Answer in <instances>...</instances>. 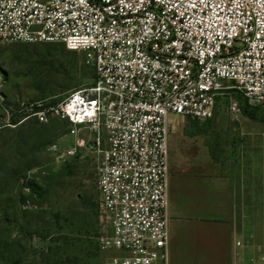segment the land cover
<instances>
[{
    "label": "built area",
    "instance_id": "1",
    "mask_svg": "<svg viewBox=\"0 0 264 264\" xmlns=\"http://www.w3.org/2000/svg\"><path fill=\"white\" fill-rule=\"evenodd\" d=\"M0 43L84 54L90 83L8 111L87 128L97 145L103 133L98 243L118 253L103 264H168V118L209 120L221 97L234 117L235 95L264 104V0H0Z\"/></svg>",
    "mask_w": 264,
    "mask_h": 264
},
{
    "label": "rangeland",
    "instance_id": "2",
    "mask_svg": "<svg viewBox=\"0 0 264 264\" xmlns=\"http://www.w3.org/2000/svg\"><path fill=\"white\" fill-rule=\"evenodd\" d=\"M92 77L84 54L59 44L0 43V264H103L118 255L98 243L105 233L96 189L104 134L97 145L87 128L55 118L13 123L8 111L59 100ZM225 102L219 98L206 121L169 116L167 164H217L229 175L230 164L264 163V104L247 108L248 117L240 104L234 117ZM211 255L205 264H219L215 250Z\"/></svg>",
    "mask_w": 264,
    "mask_h": 264
},
{
    "label": "crops",
    "instance_id": "3",
    "mask_svg": "<svg viewBox=\"0 0 264 264\" xmlns=\"http://www.w3.org/2000/svg\"><path fill=\"white\" fill-rule=\"evenodd\" d=\"M229 171L167 164L168 264H205L211 250L219 264H264V163L230 164ZM234 240L243 245L237 259Z\"/></svg>",
    "mask_w": 264,
    "mask_h": 264
},
{
    "label": "trees",
    "instance_id": "4",
    "mask_svg": "<svg viewBox=\"0 0 264 264\" xmlns=\"http://www.w3.org/2000/svg\"><path fill=\"white\" fill-rule=\"evenodd\" d=\"M60 45V44H59ZM62 46V45H61ZM63 48H64V46H62ZM65 49V48H64ZM67 51V50H66ZM68 52H73V51H68ZM93 77H94V74H93ZM93 77H92V79H93ZM92 79H91V81H92ZM90 81V82H91ZM89 82V83H90ZM86 85V84H85ZM82 87V86H81ZM80 88V87H79ZM235 97L237 98V100H238V102H239V104H243V108H242V113H243V115H245V116H250V115H252V113L250 112V111H248L247 110V108H252V106H248L243 100H242V98L239 96V95H235ZM64 98V97H63ZM63 98H61V99H63ZM61 99H59V100H61ZM56 101H58V100H56ZM55 102V101H54ZM56 119V118H55ZM57 120H59V119H57ZM16 119H12L11 120V122H13V123H16ZM59 121H62V122H66V121H64V120H59ZM66 123H68V122H66ZM69 124V123H68Z\"/></svg>",
    "mask_w": 264,
    "mask_h": 264
}]
</instances>
